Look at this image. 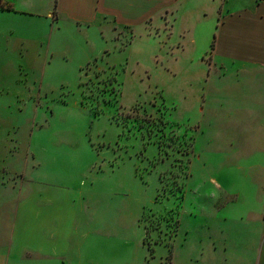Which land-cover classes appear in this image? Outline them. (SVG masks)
Masks as SVG:
<instances>
[{
    "label": "rangeland",
    "instance_id": "1",
    "mask_svg": "<svg viewBox=\"0 0 264 264\" xmlns=\"http://www.w3.org/2000/svg\"><path fill=\"white\" fill-rule=\"evenodd\" d=\"M2 3L0 200L61 197L82 264H264V141L242 137L238 96H262L255 73L213 65L181 21L59 26L46 1Z\"/></svg>",
    "mask_w": 264,
    "mask_h": 264
},
{
    "label": "crops",
    "instance_id": "2",
    "mask_svg": "<svg viewBox=\"0 0 264 264\" xmlns=\"http://www.w3.org/2000/svg\"><path fill=\"white\" fill-rule=\"evenodd\" d=\"M2 1L12 7L10 12L30 16L37 15L36 9L46 1L51 7L47 15L52 20L57 17L59 26L92 27L111 21L120 28L138 29L166 24L168 19L175 27L181 21L182 37L187 39L186 34L193 32L194 44L201 42L203 33H209L203 41L209 43V49L213 47V65L224 68L231 62L242 71L255 73V83L264 84V0ZM255 86V96L238 95L244 109L241 131L242 137L250 133L252 140L255 137L260 142L264 141V90L257 96ZM15 197L7 191L6 198L0 200V264H82L81 253L89 236L80 234L83 241L77 238L75 213L62 209L61 197L32 190L22 192L17 200ZM235 197L239 200L242 196L238 193ZM251 197L247 218L260 227V261L264 263V188ZM114 255L116 258L117 253Z\"/></svg>",
    "mask_w": 264,
    "mask_h": 264
},
{
    "label": "trees",
    "instance_id": "3",
    "mask_svg": "<svg viewBox=\"0 0 264 264\" xmlns=\"http://www.w3.org/2000/svg\"><path fill=\"white\" fill-rule=\"evenodd\" d=\"M213 49V47H211Z\"/></svg>",
    "mask_w": 264,
    "mask_h": 264
}]
</instances>
